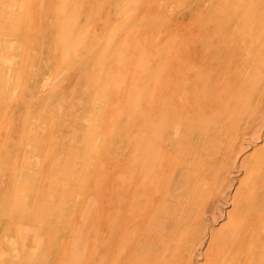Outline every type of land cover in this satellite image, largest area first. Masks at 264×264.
<instances>
[{
  "label": "rangeland",
  "instance_id": "1",
  "mask_svg": "<svg viewBox=\"0 0 264 264\" xmlns=\"http://www.w3.org/2000/svg\"><path fill=\"white\" fill-rule=\"evenodd\" d=\"M261 160L264 0H0V264H264Z\"/></svg>",
  "mask_w": 264,
  "mask_h": 264
},
{
  "label": "bare ground",
  "instance_id": "2",
  "mask_svg": "<svg viewBox=\"0 0 264 264\" xmlns=\"http://www.w3.org/2000/svg\"><path fill=\"white\" fill-rule=\"evenodd\" d=\"M191 80V79H190ZM190 83V82H189ZM188 93H191V92H188ZM192 94V93H191ZM190 95V94H189ZM191 96V95H190ZM192 99V98H191ZM186 114V113H185ZM178 120V119H177ZM188 123V122H187ZM197 123V122H196ZM199 123V122H198ZM200 123H202V122H200ZM182 125H184V123L182 124ZM186 125V124H185ZM193 125V124H192ZM160 126V125H159ZM176 126H178V125H176ZM188 126H190L189 125V123H188ZM202 126V125H201ZM167 127H168V125H167ZM179 127V126H178ZM183 127H185V126H183ZM180 128V127H179ZM184 129V128H183ZM189 129V128H188ZM207 129V128H206ZM224 129V128H223ZM180 131V130H179ZM198 131H200V130H198ZM212 131V130H211ZM170 132V131H169ZM192 132H193V130H192ZM201 132V131H200ZM209 132V131H208ZM204 133V132H203ZM212 133V132H211ZM202 134V133H201ZM177 135V134H176ZM183 135V134H182ZM200 135V134H199ZM202 136V135H201ZM207 136V135H206ZM209 136V135H208ZM172 137V136H171ZM170 137V139L172 140V138ZM174 137V136H173ZM177 137V136H176ZM175 137V138H176ZM205 138V137H204ZM203 138V139H204ZM168 139V138H167ZM182 138H181V136H180V140H181ZM195 139V138H194ZM227 141V140H226ZM228 141H229V139H228ZM181 142V141H180ZM171 143V142H170ZM177 143V142H176ZM200 143V142H199ZM185 145H186V143H185ZM205 145V144H204ZM222 145V144H221ZM230 145V144H229ZM171 146V145H170ZM224 146V145H223ZM228 146V145H227ZM225 147V146H224ZM165 149V148H164ZM171 149V148H170ZM169 149V150H170ZM168 150V149H167ZM226 150V149H225ZM237 150V149H236ZM171 151V150H170ZM168 152V151H167ZM180 152V151H179ZM200 152V151H199ZM226 152V151H225ZM172 153V152H171ZM197 153V152H196ZM198 154V153H197ZM220 154H221V150H218L216 153H215V155H217V156H220ZM224 156V155H223ZM186 157V156H185ZM221 157V156H220ZM201 158V157H200ZM221 159H222V157H221ZM220 160V159H219ZM218 160V161H219ZM186 161V160H185ZM227 161V160H226ZM197 162H199V161H197ZM186 163V162H185ZM200 163V162H199ZM251 163V162H250ZM194 164V163H193ZM191 165H192V163H191ZM253 165V164H252ZM262 165H264V161H259V163H258V167H260V166H262ZM245 166H247V165H245ZM184 167V166H183ZM232 167V166H231ZM231 167H230V169H231ZM249 167V166H248ZM199 168V167H198ZM203 168V167H202ZM246 168V167H245ZM175 169V168H174ZM177 169H179V168H177ZM226 169H228V168H226ZM253 169H255V167H253ZM196 170V169H195ZM178 171V170H177ZM198 171V170H197ZM221 171V170H220ZM181 172V171H180ZM205 172V171H204ZM175 175V174H174ZM180 175V174H179ZM218 176V175H217ZM225 176V175H224ZM174 177V176H173ZM176 177V176H175ZM178 177V176H177ZM264 178V169L262 170V171H260V174H259V176L256 178V179H254V180H252L249 184H248V186L244 189V191H236V193H235V195L233 196V201L234 202H236L237 201V199L238 198H243V196L244 197H246L245 199H248V198H250L251 196H253V194L256 192V185H257V182L259 181V178ZM179 178V177H178ZM173 179V178H172ZM229 180V179H228ZM264 180V179H263ZM174 183V182H173ZM173 185V184H172ZM226 185H228V184H226ZM173 187V186H172ZM176 187H174V189H175ZM215 188V187H214ZM218 188V187H217ZM221 189V188H220ZM219 189V190H220ZM259 189V188H258ZM219 190H218V192H219ZM221 191V190H220ZM209 194V193H208ZM218 195V194H217ZM260 195V194H259ZM174 196V195H173ZM223 199V198H222ZM166 200V199H165ZM214 200H215V198H214ZM220 200V199H219ZM169 201V200H168ZM166 202V201H165ZM222 202V201H221ZM224 203V202H223ZM167 204H169V203H167ZM166 204V205H167ZM158 205V204H157ZM168 206H170V205H168ZM261 207H262V210L264 211V195H263V198H261V205H260ZM253 207V206H252ZM158 208V207H157ZM157 208H156V210H157ZM161 210V209H160ZM163 211V210H162ZM232 211H233V209H232ZM244 211V216H246V217H249V218H251L252 216H253V214L254 213H256L255 212V210H252V209H248L247 210V208L245 209V210H243ZM259 212L261 213V210H259ZM167 213V212H166ZM258 213V212H257ZM259 213V214H260ZM235 214V213H234ZM160 215V214H159ZM162 215V214H161ZM238 215V214H237ZM261 215V214H260ZM232 216V215H231ZM243 216V217H244ZM160 217V216H159ZM238 217H239V215H238ZM240 217H241V215H240ZM154 223V222H153ZM157 226H159V225H157ZM238 227V226H237ZM142 228H144V227H142ZM235 229V228H234ZM239 229V228H238ZM237 229V230H238ZM237 230H235V231H237ZM239 231H240V229H239ZM236 234V233H235ZM235 234H233L232 236H234ZM235 237V236H234ZM234 239V238H233ZM232 239V240H233ZM241 248V247H240ZM241 256V255H240ZM242 261H243V259H242ZM239 262H241V260L239 261ZM239 264H241V263H239Z\"/></svg>",
  "mask_w": 264,
  "mask_h": 264
}]
</instances>
